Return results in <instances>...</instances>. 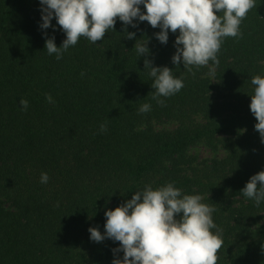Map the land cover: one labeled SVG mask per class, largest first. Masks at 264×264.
<instances>
[{
  "label": "trees",
  "instance_id": "trees-1",
  "mask_svg": "<svg viewBox=\"0 0 264 264\" xmlns=\"http://www.w3.org/2000/svg\"><path fill=\"white\" fill-rule=\"evenodd\" d=\"M41 22L40 0H0V264H112L123 258L119 242L92 241L88 229L103 233L106 210L169 182L215 209L217 264H264V202L240 192L264 170L249 107L251 78L264 77V0L241 36L224 38L214 76L212 61L191 71L173 64L179 30L162 44L159 27L117 17L103 40L81 36L57 60L45 40L55 35L59 47L65 33ZM146 42L150 53L139 57L134 45ZM145 59L184 81L163 104ZM145 103L150 111L140 112ZM199 146L212 156L194 153Z\"/></svg>",
  "mask_w": 264,
  "mask_h": 264
},
{
  "label": "clouds",
  "instance_id": "clouds-1",
  "mask_svg": "<svg viewBox=\"0 0 264 264\" xmlns=\"http://www.w3.org/2000/svg\"><path fill=\"white\" fill-rule=\"evenodd\" d=\"M254 4L255 0H40V27L55 30L58 25L65 33L59 47L55 35L47 37L45 33V49L49 55L55 54L57 60L81 36L91 43L103 40L109 29H115L117 17L124 25L137 27L138 20L159 27L155 36L162 44H167L170 31L179 30L173 64L183 63L191 71L192 67L206 66L212 61L208 75L214 76L224 38L242 35L240 25ZM53 18L56 25L52 24ZM135 35L127 32L126 37L132 39ZM147 42L135 43L139 57L150 53ZM145 68L150 69L153 78V99L160 104L164 101L159 97L172 96L184 86L183 79L167 66H153L152 61L145 59ZM251 83L255 89L249 107L258 121L255 129L264 142V77L253 76ZM46 99L52 102L50 94H46ZM19 103L27 110L26 99ZM150 109L151 105L145 103L139 111ZM104 130L105 125H101V131ZM48 179V174L42 172L40 182L47 183ZM240 192L257 206L264 202V170L252 175ZM214 211L202 202L201 195L182 194L172 182L155 189L146 185L114 210H106L105 231L90 227L89 238L95 242L106 238L119 242L113 252L122 251L123 258L114 257L112 264H217L223 240L212 218Z\"/></svg>",
  "mask_w": 264,
  "mask_h": 264
},
{
  "label": "rangeland",
  "instance_id": "rangeland-1",
  "mask_svg": "<svg viewBox=\"0 0 264 264\" xmlns=\"http://www.w3.org/2000/svg\"><path fill=\"white\" fill-rule=\"evenodd\" d=\"M194 153H197L201 158H210L212 154L203 146H199L196 150H193Z\"/></svg>",
  "mask_w": 264,
  "mask_h": 264
}]
</instances>
